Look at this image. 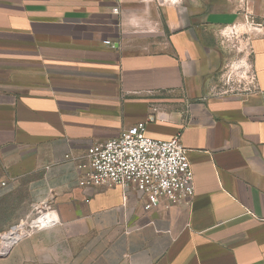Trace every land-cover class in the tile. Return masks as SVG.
<instances>
[{
    "label": "crops",
    "instance_id": "0c3cea01",
    "mask_svg": "<svg viewBox=\"0 0 264 264\" xmlns=\"http://www.w3.org/2000/svg\"><path fill=\"white\" fill-rule=\"evenodd\" d=\"M221 34L251 91L216 89ZM139 121L180 135L190 200L78 184L65 154ZM22 179L41 215L0 264H264V0H0V204Z\"/></svg>",
    "mask_w": 264,
    "mask_h": 264
},
{
    "label": "built area",
    "instance_id": "2783aa9c",
    "mask_svg": "<svg viewBox=\"0 0 264 264\" xmlns=\"http://www.w3.org/2000/svg\"><path fill=\"white\" fill-rule=\"evenodd\" d=\"M238 82L237 92L251 91L255 88V75L245 66ZM152 119L150 116L147 121ZM147 121L122 129L114 138L90 144L82 160L65 154V159L75 162L78 184L89 187L118 185L124 189L135 186L142 194L146 209L190 200L194 195L193 172L180 135L168 140L151 138L146 133ZM40 215L32 227L37 226ZM16 231L17 236L7 246H2L0 253L27 233Z\"/></svg>",
    "mask_w": 264,
    "mask_h": 264
},
{
    "label": "rangeland",
    "instance_id": "374dc122",
    "mask_svg": "<svg viewBox=\"0 0 264 264\" xmlns=\"http://www.w3.org/2000/svg\"><path fill=\"white\" fill-rule=\"evenodd\" d=\"M210 32L211 34H214L213 30ZM226 34H221L220 38H217V41L218 43H220V46L225 47L224 50L226 54H231V58L229 56L228 60H225L224 65L219 70L218 77L220 78V80H218L215 87L218 92L226 91L227 93H229L233 91L235 93L237 92L236 90L239 84L238 79L240 78L242 71L245 69L244 64L239 62L238 58L240 57V54H243L245 50L239 38H235L232 36V38L229 39L228 35ZM26 197V179H22V181L16 184L13 192L7 197L8 199H4L2 201V204H0L2 209L0 211V223L3 222L4 219H10L13 215H24V213H26V210H29V217H25L22 219L14 218L9 223H11L12 225L23 226L22 233L30 231L33 228V221L37 218L38 214L32 209L30 204H21V202L25 201ZM8 227L9 226H6L5 228H3V230H0V251L2 250L1 236L10 229H8ZM0 229H2V227H0Z\"/></svg>",
    "mask_w": 264,
    "mask_h": 264
},
{
    "label": "bare ground",
    "instance_id": "6f19581e",
    "mask_svg": "<svg viewBox=\"0 0 264 264\" xmlns=\"http://www.w3.org/2000/svg\"><path fill=\"white\" fill-rule=\"evenodd\" d=\"M17 229H19L20 232H23V227L17 226V227H14L11 231H9L3 235V237H2V246L3 247L7 246L10 243L11 239L17 236V234H18L16 231Z\"/></svg>",
    "mask_w": 264,
    "mask_h": 264
}]
</instances>
